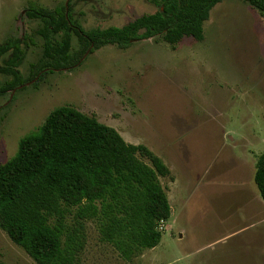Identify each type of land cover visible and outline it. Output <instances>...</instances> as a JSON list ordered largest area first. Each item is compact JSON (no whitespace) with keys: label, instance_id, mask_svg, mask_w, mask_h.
<instances>
[{"label":"rangeland","instance_id":"374dc122","mask_svg":"<svg viewBox=\"0 0 264 264\" xmlns=\"http://www.w3.org/2000/svg\"><path fill=\"white\" fill-rule=\"evenodd\" d=\"M69 1L85 29L123 26L160 4L0 0V43L22 38L24 78L43 51V38L34 34L41 23L26 16L30 3L54 9ZM258 11L245 0H222L204 21L201 40L184 36L171 44L158 35L123 49L108 44L88 51L72 70L56 69L0 95V164L51 110L71 105L126 141L145 144L171 171L160 177L172 209L159 223L160 243L126 260L88 220L80 264H264V200L253 173L264 151V16ZM9 79L0 72V86ZM0 261L38 264L1 228Z\"/></svg>","mask_w":264,"mask_h":264},{"label":"trees","instance_id":"16d2710c","mask_svg":"<svg viewBox=\"0 0 264 264\" xmlns=\"http://www.w3.org/2000/svg\"><path fill=\"white\" fill-rule=\"evenodd\" d=\"M220 1L160 0L155 12L123 26L89 29L73 18L74 1L54 9L30 3L26 16L41 23L34 34L43 38L42 56L24 78L19 70L26 54L22 38L10 36L0 43V60L7 54L0 72L10 76L0 95L56 69L72 70L88 51L108 44L123 49L158 35L171 44L184 36L201 40L203 23ZM245 1L264 16V0ZM169 170L148 146L126 141L95 114L57 106L0 164V228L38 264H80L86 222L94 220L101 239L131 260L162 239L159 223L172 213L160 177L169 176ZM253 173L264 200V151Z\"/></svg>","mask_w":264,"mask_h":264},{"label":"crops","instance_id":"0c3cea01","mask_svg":"<svg viewBox=\"0 0 264 264\" xmlns=\"http://www.w3.org/2000/svg\"><path fill=\"white\" fill-rule=\"evenodd\" d=\"M134 144H139V143H134ZM167 166H168V165H167ZM170 174H171V173H170ZM171 210H172V209H171ZM171 210H170V211H171Z\"/></svg>","mask_w":264,"mask_h":264},{"label":"flooded vegetation","instance_id":"af4514ba","mask_svg":"<svg viewBox=\"0 0 264 264\" xmlns=\"http://www.w3.org/2000/svg\"><path fill=\"white\" fill-rule=\"evenodd\" d=\"M25 85H26V83H25ZM23 86V85H22Z\"/></svg>","mask_w":264,"mask_h":264},{"label":"water","instance_id":"95a60500","mask_svg":"<svg viewBox=\"0 0 264 264\" xmlns=\"http://www.w3.org/2000/svg\"><path fill=\"white\" fill-rule=\"evenodd\" d=\"M38 77V76H37ZM22 86V85H21Z\"/></svg>","mask_w":264,"mask_h":264}]
</instances>
